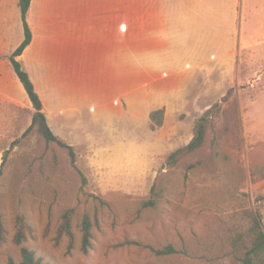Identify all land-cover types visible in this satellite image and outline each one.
<instances>
[{"label": "rangeland", "instance_id": "1", "mask_svg": "<svg viewBox=\"0 0 264 264\" xmlns=\"http://www.w3.org/2000/svg\"><path fill=\"white\" fill-rule=\"evenodd\" d=\"M222 17V38L237 39L232 61H217L208 75L186 78L185 106L168 112L156 129L149 124L122 154L103 148L102 138L109 135L103 125L95 145L73 146L75 166L85 179L66 149L37 133L11 147L33 112V107L13 109L12 124L0 129V210L6 229L0 264H9V257L21 264L24 246L41 264L241 263L251 246V215L264 225V0H232L231 20ZM217 102L201 148L167 165L168 155L192 138L197 119ZM155 193V205L142 207ZM69 209L72 247L70 236L59 232ZM84 213L92 232L86 252L81 249ZM19 216L26 222V239L17 244ZM167 244L185 253L163 257L151 249Z\"/></svg>", "mask_w": 264, "mask_h": 264}, {"label": "crops", "instance_id": "2", "mask_svg": "<svg viewBox=\"0 0 264 264\" xmlns=\"http://www.w3.org/2000/svg\"><path fill=\"white\" fill-rule=\"evenodd\" d=\"M222 10L228 23L232 0H31L32 38L16 58L56 136L86 148L100 140L103 125L109 134L103 148L122 154L149 129L151 111L164 107L165 122L168 112L185 106L186 78L232 61L237 39L222 38ZM23 39L19 0H0L4 131L13 109L32 107L9 59ZM90 123L99 129H88Z\"/></svg>", "mask_w": 264, "mask_h": 264}, {"label": "trees", "instance_id": "3", "mask_svg": "<svg viewBox=\"0 0 264 264\" xmlns=\"http://www.w3.org/2000/svg\"><path fill=\"white\" fill-rule=\"evenodd\" d=\"M31 0H19V7L21 13V20L23 24L24 30V39L17 46V48L10 55L9 59L12 64L13 70L20 80L22 86L24 87L28 98L30 99L33 107V112L31 116V122L29 126L23 131L20 138L14 139L11 142V147L16 146L19 141L26 137L31 132L37 133L41 136L45 142L47 143H55L58 146L67 150L68 155L70 157L71 165L80 173L82 179H85L84 175L78 170L75 166V157L76 152L72 145L68 144L66 141L62 140L58 136H56L52 130L50 129L46 116L42 111L43 105L42 101L36 92L34 85L27 73V71L22 67V64L17 60V56H19L24 48L30 43L32 38V33L29 28V25L26 20V14L29 8ZM229 94V91L225 96H223L222 100L226 98ZM213 108H219V102L211 106V108L207 109L196 121L195 130L192 138L184 145L181 146L174 151H172L167 159V165H175L177 161L183 157L184 155L190 154L201 148L203 142L205 140L206 135V126L208 123L209 115ZM165 112V108L161 107L159 109L153 110L150 112V127L151 129H156L161 126L163 123V114ZM6 156L3 157V162L5 161ZM2 162V163H3ZM158 194L155 193L154 197H149L146 200L142 201V207H153L156 203V198ZM71 214L72 210L69 209L64 212L63 220L60 225L59 232L65 233L70 236V247L73 244V232L71 231ZM252 224L250 226L251 236V246L246 250L244 255L240 258V264H264V225H262L261 221L257 219L254 215H251ZM19 228L14 235V242L20 244L22 241L26 239V232L24 231V227L26 222L24 221L23 216L18 217ZM28 228L29 225H27ZM80 229H81V249L86 252L88 248L92 246V232H91V220L88 214L84 213L80 219ZM5 225L3 219V213L0 210V242L5 239ZM152 251L158 256H172L180 253H185L184 249H178L172 244H167L159 248H151ZM22 253V261L21 264H41V258L37 257L35 251L28 247L21 248ZM9 264H16L14 259L9 257Z\"/></svg>", "mask_w": 264, "mask_h": 264}]
</instances>
